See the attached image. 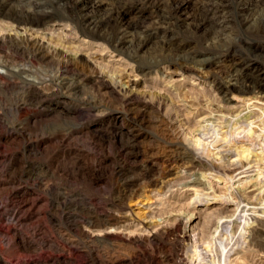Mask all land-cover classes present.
<instances>
[{
	"label": "rangeland",
	"instance_id": "obj_1",
	"mask_svg": "<svg viewBox=\"0 0 264 264\" xmlns=\"http://www.w3.org/2000/svg\"><path fill=\"white\" fill-rule=\"evenodd\" d=\"M260 2L0 0V264H264Z\"/></svg>",
	"mask_w": 264,
	"mask_h": 264
},
{
	"label": "bare ground",
	"instance_id": "obj_2",
	"mask_svg": "<svg viewBox=\"0 0 264 264\" xmlns=\"http://www.w3.org/2000/svg\"><path fill=\"white\" fill-rule=\"evenodd\" d=\"M260 1H261L260 3H263L264 2V0H260ZM210 5L211 6H209V9L213 11L212 14L215 17L221 16V14H222V8H223L222 7L223 6L222 3L221 2H213ZM256 5H258V3ZM234 64L235 63H233V65H232L233 67H234ZM247 66L248 65H246V67ZM252 66H253L254 69H252V70L251 69L250 70L249 69H246L248 71L245 73V77H244L245 80H244L243 86L239 90L240 93H242V94L252 93L256 89L263 88L264 87V68H262L258 64H253ZM249 67H250V65H249ZM249 67H247V68H249ZM4 71L5 70H0V74H4ZM220 92L222 93L223 90H221ZM133 118L137 120V118H135V117H133ZM252 123H254V121H250L248 123V126H249V124H252ZM261 130L264 131V127H261ZM247 137H249V136H247ZM242 141H244V140H242ZM245 151H246V149H244V152ZM244 154H246V152ZM248 154H249V152H248ZM248 154H246V156ZM208 158L209 157H203V156L197 155L193 150H191V148L190 149L189 148H184L183 150H180L178 148H176L174 150L172 149L171 152H170V154L169 155L167 154L166 157L164 158L165 159L164 160V171H165V174H166L165 175L166 176L165 177L166 179L163 180V185L166 184V183L168 184V182H171V181H177V180H181L183 178L186 179V177L189 178V180L183 182L184 184H186V186L187 185H200V184H202L203 182L197 176H195V175H189V171L192 170V169L193 170H198V171H204V170L216 171L221 176L222 175L228 176L226 178V180L228 178L231 180L232 178H234V176H233L232 173H235L236 174V171L238 172V170L244 168L247 165V162H246L247 160L245 161L242 156H238V161H237L238 163L236 162V158H237L236 157L235 158V162L236 163L234 161H232V162H229V164L225 163V161L221 162L220 160H216L215 158H214V160H212L211 158H209V159ZM256 158H258L257 155H256ZM259 158H261V157H259ZM255 159L252 158V160L249 161V162L250 163L255 162L256 161ZM237 165H239V166H237ZM230 174H232V175H230ZM147 197H148V195H147ZM261 197H262V195H261ZM240 198H242V197H240ZM238 204H239V202H238ZM108 232H111V231H108ZM186 241L187 240L185 239V236H184L182 238V241H180L179 244H176V248H178L183 253H187V251L185 250V247L187 246V242ZM227 245H228V242H224L220 246V250H221V253H222L223 256L224 255H227V253H229V251L227 249ZM221 260H222V258H221ZM222 262H221V264H222Z\"/></svg>",
	"mask_w": 264,
	"mask_h": 264
}]
</instances>
